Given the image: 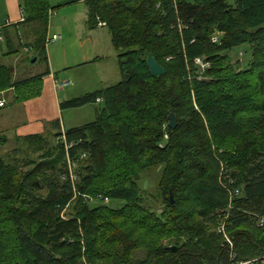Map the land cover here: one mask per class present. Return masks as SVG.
Segmentation results:
<instances>
[{"label": "trees", "instance_id": "16d2710c", "mask_svg": "<svg viewBox=\"0 0 264 264\" xmlns=\"http://www.w3.org/2000/svg\"><path fill=\"white\" fill-rule=\"evenodd\" d=\"M83 1L88 29L110 31L122 80L61 103L62 110L96 105L95 121L68 130L55 121L42 134L16 137L13 156L22 148L41 152L38 161L25 160L31 169L0 155V264H264V0ZM58 8L50 0H22L19 25L33 36L26 47L46 68L17 80L14 67L0 65V99L14 90V104H24L42 94L51 74L49 23ZM214 32L223 35L217 43ZM240 47L250 50L247 68L230 62L228 53ZM150 55L165 74H151ZM8 142L0 135V149ZM151 166L163 168L165 223L145 217L141 207L136 176ZM96 195L124 207L91 208L87 196ZM136 208L156 242L142 244L128 231ZM105 214L123 220L105 225ZM221 225L229 238L213 232ZM136 250L147 255L133 261Z\"/></svg>", "mask_w": 264, "mask_h": 264}, {"label": "crops", "instance_id": "0c3cea01", "mask_svg": "<svg viewBox=\"0 0 264 264\" xmlns=\"http://www.w3.org/2000/svg\"><path fill=\"white\" fill-rule=\"evenodd\" d=\"M64 2L59 1V3L52 6L57 7L59 5L60 7ZM21 3L22 0H0V23L4 24L9 21L11 24L7 29L5 42L0 43V46L6 43L10 48V55L15 54L17 46H23L25 50H29L30 48L26 47V43L33 37L29 27L19 25L24 19ZM71 3L70 5L66 4L58 12H53L50 19L48 35L50 37L58 35L61 36V39L47 49L48 67L51 74L43 78L42 94L24 104H14V90L2 93L5 97L6 107L0 108L2 110V114H0V135H4L9 141L15 140L16 137L44 133L52 122L59 121L62 114L70 110H62L61 103L102 90L88 92L89 89H83L80 93L64 95L62 88L58 87L59 78H56V76H69L72 71H83L88 65L93 67V65L100 64H107L110 68L108 75L103 76L104 78H116L117 76L119 78V75H121L118 52L113 46L110 31L106 30L108 28L89 30L87 27L88 7L85 2L83 0H73ZM107 60H111V63H105ZM110 64L115 67L111 68ZM45 68L44 63V69L40 74L45 71ZM18 76H20V73L16 72L15 69V79ZM29 77L31 76H25L22 79ZM110 86L113 85L109 84L103 89ZM12 113L17 114L18 117L14 118ZM19 113H21L20 118ZM2 126H5V129ZM9 136H12V138L9 139Z\"/></svg>", "mask_w": 264, "mask_h": 264}, {"label": "rangeland", "instance_id": "374dc122", "mask_svg": "<svg viewBox=\"0 0 264 264\" xmlns=\"http://www.w3.org/2000/svg\"><path fill=\"white\" fill-rule=\"evenodd\" d=\"M59 1L64 2V0H59ZM59 1L57 2L56 0H50V3H51V5H54V4L59 3ZM71 1H73V0H66L63 4H61L62 6H60L55 11L58 12V10H60L64 6H66V4H68V5L72 4V3H70ZM106 30L109 32L108 29H106ZM221 37L223 38V35L220 32H214L212 34V39H214V38L219 39ZM55 44L49 45L48 48H50L51 46H53ZM9 49L10 48L8 47V45L6 43L0 46V65L4 64L7 66L14 67L16 69V72L20 73V76H21V77L18 76L17 79H22V77H25V76L26 77H28V76L33 77L34 75L40 74L43 71L44 61L40 58L38 61L33 63L34 58H36L37 56L30 49L25 50L22 46H17V49H16L17 52L15 54H11V55H9ZM250 54L251 53H250V50L248 47H240V48H237V49L228 53L229 58H230V62L232 63V65H236V63H240L243 65L244 68H247L250 61H251V55ZM115 62H116V59H115ZM105 63H111V60H107V61H105ZM112 65L113 64H110L111 68L115 67ZM117 66H116V69H117ZM203 70H205V68H203ZM109 71H110V68L107 64L93 65V67L91 65H88V67H86V69H84L83 71H72V73L69 76H67V75L66 76H63V75L60 76L59 75V76H56V78H59L58 79L59 84H62L64 81H70L72 83V85L70 87H66V88L62 89V92L64 93V95H71L73 93L74 94L80 93L81 91H83V89H89L88 92H94L96 90L103 89L104 87H106L109 84L115 85L122 80L121 75H119V78H118V76L116 78H107V77L104 78L103 76H107ZM82 72H83V74H82ZM3 99H5V97H3ZM96 107L97 106H95V105H88V106L81 108V109L78 108V110L77 109H73V110L70 109V110L65 111L59 120L61 127H62L61 129H63V130L67 129L68 130L70 128L79 127L81 125H85V124H88L90 122L95 121L97 119ZM0 114H2V110H0ZM20 115H21V113H19V118H20ZM12 116H14V118L18 117L17 114L14 115L13 113H12ZM19 118H18V120H19ZM2 127L4 128L5 126H2ZM163 128H164V126H163ZM47 130H49V126L47 127ZM12 135H13V133H12ZM10 138H12V136L11 137L9 136V139ZM49 141L52 142L50 139H48L47 142H49ZM156 146H160L159 143H157ZM18 147H19V145L15 140L9 141L5 148L0 149V155L5 156L7 154H10L11 156H13V151ZM21 152L22 153L19 155L14 154L15 156H13V157L17 158V160H22L19 162H20V165L23 167L24 171L31 169V166H28V165L24 166L25 160L26 161H28V160L29 161L30 160L38 161L39 160L38 158L41 155L40 150H38L37 148L35 150H34V148L33 149L32 148H30V149L22 148ZM109 166H112V165L109 164ZM70 171L72 174H74L71 166H70ZM162 172H163L162 167L151 166L149 168L144 169V171H142V173H140L138 176H136L137 177L136 181H137V183L140 187V190H141V197H142L141 207L145 212L144 213L145 217L148 216L149 214H154L155 217L159 216L157 218L159 221L165 223V219L168 215L167 209H166V200L162 196V194L159 190V184H160ZM229 176H231V175H229ZM109 177H111V176H109ZM220 178H222V174H221ZM231 194H232V192H231ZM87 198H88L87 200H88V203H89L91 208H96V207L100 206L99 208H104V209L110 208L109 210L117 212L118 210H120L121 208L124 207V203L113 202L112 200H109V199L104 200L101 195H96V196H91V197L87 196ZM190 199H191L190 205L195 206L196 208H198V210H200L199 209V203L197 202L198 200L193 199L192 196ZM228 209L229 208L226 209L227 212H229ZM65 211H67L66 215L67 216L69 215L68 217H70L71 216L70 214H72L71 213L72 212L71 207H68ZM141 211L137 210V208H136V210L133 212L134 216H131L129 218L130 223L127 226L128 231L135 233L136 237L140 238V242L142 244L149 243V242H156V238H158V236L148 234L146 232V229L143 230L141 228V226L139 225L140 223H138L141 220H144V217H141V215H140V214H142ZM220 213L222 214L223 211H220ZM102 217L106 221V222H104L105 225H109L112 222L113 224L119 226L120 222H122V220H123V218L122 219H120V218L116 219L113 216L106 215V214L103 215ZM219 218L222 219V215L219 216ZM151 221H153V219H151ZM224 222L225 221H220L221 224ZM220 223H219V225H220ZM134 224L137 227H139V229H140L139 232H138V230H136L137 227H135ZM262 225H263V223L260 222V226H262ZM167 228H168L167 225L163 226V230H161L159 232V226H158V228L156 230H157V232H159L160 235H162L163 232L165 230H167ZM212 230H213V232H217L218 227L214 226ZM172 237H175V236H172ZM160 242H161V244H163V245L165 244V246H168V248L171 247V246H169V244L171 243L170 241L166 242L163 239H160ZM146 255H147L146 250H136L133 253L132 260L137 261V260L144 259Z\"/></svg>", "mask_w": 264, "mask_h": 264}, {"label": "built area", "instance_id": "2783aa9c", "mask_svg": "<svg viewBox=\"0 0 264 264\" xmlns=\"http://www.w3.org/2000/svg\"><path fill=\"white\" fill-rule=\"evenodd\" d=\"M11 24L9 23V21H6L4 24H1L0 23V43L4 42L5 41V37L3 35V31L5 30L6 27H9ZM106 24H103V23H100L99 26L100 27H106L105 26ZM61 39V36H58V35H54L52 37H49L47 38V45H51V44H55L56 42H58L59 40ZM214 43H217L218 42V38H214L212 39ZM196 63L198 65H200L203 68H206L208 67V64H204L203 61L201 59H197L196 60ZM72 85V83L70 81H64L62 84H58V86L62 89L66 88V87H70ZM101 100L99 99L98 102H100ZM6 104V101L5 99L1 98L0 99V107H4ZM83 157H85V155H83ZM73 165H71V168H72ZM73 170V169H72ZM76 178L75 174H74V179ZM237 193V191L235 192ZM235 193H230V196H231V200L233 199V197L235 196ZM261 223L264 224V219L261 220ZM218 232L219 233H222L225 237V239L229 238L228 235L225 233V225H221L220 227H218ZM233 247V245H232ZM230 259L231 260H234L235 259V253L233 252H230ZM264 260V258H263ZM259 262L258 259H253V260H249V261H246V262H240V263H236L235 261L229 263V264H257Z\"/></svg>", "mask_w": 264, "mask_h": 264}, {"label": "water", "instance_id": "95a60500", "mask_svg": "<svg viewBox=\"0 0 264 264\" xmlns=\"http://www.w3.org/2000/svg\"><path fill=\"white\" fill-rule=\"evenodd\" d=\"M36 61H37V59L34 58L33 63H35ZM147 64H148V67H149L151 74L154 77L160 76V75H163L166 73L165 68L162 67L158 63V61L156 60V58L153 55H150L148 57ZM169 121H170V123H169L170 128L175 129L177 127V119L175 117V113L172 112L169 115ZM170 200H171V203L173 204L174 202H173V193L172 192H170ZM176 248H177L176 246H171L168 249L174 251V250H176Z\"/></svg>", "mask_w": 264, "mask_h": 264}, {"label": "bare ground", "instance_id": "6f19581e", "mask_svg": "<svg viewBox=\"0 0 264 264\" xmlns=\"http://www.w3.org/2000/svg\"><path fill=\"white\" fill-rule=\"evenodd\" d=\"M71 177H73V178H74V174H72V173H71Z\"/></svg>", "mask_w": 264, "mask_h": 264}]
</instances>
